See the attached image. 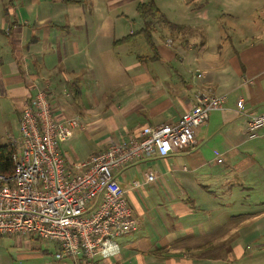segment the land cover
<instances>
[{
	"label": "crops",
	"instance_id": "obj_1",
	"mask_svg": "<svg viewBox=\"0 0 264 264\" xmlns=\"http://www.w3.org/2000/svg\"><path fill=\"white\" fill-rule=\"evenodd\" d=\"M97 10V0H3L0 115L11 136L19 135L24 101L43 90L57 118L79 117L61 145L70 164L145 126L176 123L200 95H226L224 107L210 113L192 145L117 173L137 226L118 238L116 257L48 259L28 250V238L0 235V264H264V127L249 139L248 116L238 109L242 98L248 114L264 113V42L210 50L205 38L184 45L181 35L159 30L158 44L153 29L152 48L135 35L143 26L118 27L119 15ZM140 36L150 54H134ZM76 131L92 148L71 159Z\"/></svg>",
	"mask_w": 264,
	"mask_h": 264
},
{
	"label": "built area",
	"instance_id": "obj_2",
	"mask_svg": "<svg viewBox=\"0 0 264 264\" xmlns=\"http://www.w3.org/2000/svg\"><path fill=\"white\" fill-rule=\"evenodd\" d=\"M225 101L226 95H200L176 123L145 126L138 136L111 143L70 164L61 145L80 127L79 117L58 119L44 90L28 97L21 111L19 135L8 136L14 171L0 174V235L36 236L55 242L57 259L116 257L120 253L118 238L137 226L117 173L154 153L166 156L192 145L196 130L212 111L222 110ZM238 109L248 116V138L259 137L264 113L248 114L242 98ZM146 178L152 181L154 175L148 173Z\"/></svg>",
	"mask_w": 264,
	"mask_h": 264
},
{
	"label": "rangeland",
	"instance_id": "obj_3",
	"mask_svg": "<svg viewBox=\"0 0 264 264\" xmlns=\"http://www.w3.org/2000/svg\"><path fill=\"white\" fill-rule=\"evenodd\" d=\"M97 0L96 13H109L113 16H120L117 26L128 25L136 31L140 29L142 18L136 13V6L139 2H148L151 0ZM157 6L165 14L166 20L180 26L181 28L191 27L192 23L198 25L192 33H181V30L171 29L162 21L154 22L155 40L158 44L163 41V35H158V31H169L181 35L183 44L186 42L193 45L194 41H200L205 38L209 42L210 50H228L235 45L237 48L243 46L246 42L260 41L264 42V0H153ZM0 6H3V0H0ZM125 16H121V14ZM165 26V27H164ZM167 27V28H166ZM135 31V32H136ZM173 33V34H174ZM169 36V35H168ZM172 36V35H171ZM198 38L197 40H194ZM182 41L181 37H177L174 43L178 45ZM134 54H150V49L145 44L144 38L140 36L136 40ZM145 45V46H144ZM143 46V47H142ZM146 65V63H144ZM151 65V64H148ZM174 66L175 64H171ZM56 116V114H55ZM57 117V116H56ZM59 119V118H58ZM5 121L2 123L0 115V144H8V135H13L4 129ZM84 131H76L75 138L71 141L70 158H82L88 155L92 145L90 139ZM14 137H16L14 135ZM7 142V143H6ZM67 150V149H66ZM63 151V150H62ZM66 154V153H64ZM125 236V235H124ZM35 238V239H32ZM33 241L34 247L29 248L37 254H43L45 258L53 259L54 253L57 251V245L52 241L41 240L36 236L28 238ZM24 247V246H23ZM24 250V249H23Z\"/></svg>",
	"mask_w": 264,
	"mask_h": 264
},
{
	"label": "trees",
	"instance_id": "obj_4",
	"mask_svg": "<svg viewBox=\"0 0 264 264\" xmlns=\"http://www.w3.org/2000/svg\"><path fill=\"white\" fill-rule=\"evenodd\" d=\"M138 15L143 20V27L136 34H142L145 36L147 42L154 48L152 40V31L154 29V22L159 19L168 25L169 28L174 30H181L182 28L175 25L165 18V14L160 10L157 4L151 0L148 2H139L136 6ZM131 36V35H130ZM126 39H123L124 41ZM119 41V42H122ZM118 42V43H119ZM13 148L9 144H0V174L11 175L14 171V164L12 161Z\"/></svg>",
	"mask_w": 264,
	"mask_h": 264
},
{
	"label": "clouds",
	"instance_id": "obj_5",
	"mask_svg": "<svg viewBox=\"0 0 264 264\" xmlns=\"http://www.w3.org/2000/svg\"><path fill=\"white\" fill-rule=\"evenodd\" d=\"M112 248H116L117 246H115V245H113V246H111ZM105 255H107V253H105Z\"/></svg>",
	"mask_w": 264,
	"mask_h": 264
}]
</instances>
